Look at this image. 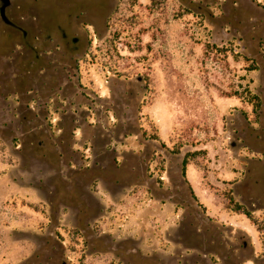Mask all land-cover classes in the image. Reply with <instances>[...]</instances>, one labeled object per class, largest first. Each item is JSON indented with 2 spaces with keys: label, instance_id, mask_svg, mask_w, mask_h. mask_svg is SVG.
<instances>
[{
  "label": "rangeland",
  "instance_id": "rangeland-1",
  "mask_svg": "<svg viewBox=\"0 0 264 264\" xmlns=\"http://www.w3.org/2000/svg\"><path fill=\"white\" fill-rule=\"evenodd\" d=\"M0 264H264V0H0Z\"/></svg>",
  "mask_w": 264,
  "mask_h": 264
},
{
  "label": "trees",
  "instance_id": "trees-1",
  "mask_svg": "<svg viewBox=\"0 0 264 264\" xmlns=\"http://www.w3.org/2000/svg\"><path fill=\"white\" fill-rule=\"evenodd\" d=\"M256 67V66H255ZM254 98H256L257 99V105H259V98H257V96H254ZM186 159L184 160V169H185V166H186ZM236 206H237V210L238 211H241L242 213H245L248 217H250V212L247 210V209H245V208H242L241 207V205H239V204H236Z\"/></svg>",
  "mask_w": 264,
  "mask_h": 264
}]
</instances>
